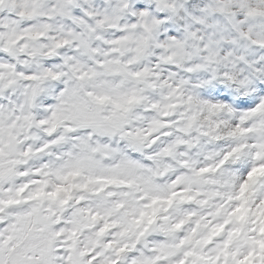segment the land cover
Instances as JSON below:
<instances>
[{
  "label": "clouds",
  "instance_id": "1",
  "mask_svg": "<svg viewBox=\"0 0 264 264\" xmlns=\"http://www.w3.org/2000/svg\"><path fill=\"white\" fill-rule=\"evenodd\" d=\"M69 257L264 264V0H0V264Z\"/></svg>",
  "mask_w": 264,
  "mask_h": 264
},
{
  "label": "snow or ice",
  "instance_id": "2",
  "mask_svg": "<svg viewBox=\"0 0 264 264\" xmlns=\"http://www.w3.org/2000/svg\"><path fill=\"white\" fill-rule=\"evenodd\" d=\"M80 255H81V256H83V255H84V253H83V252H81V253H80ZM69 260H70V264H78V262H77V261H74V260H72V258H71V257H69ZM18 264H22V262H18ZM43 264H50V262H49L47 259H45V260L43 261Z\"/></svg>",
  "mask_w": 264,
  "mask_h": 264
}]
</instances>
